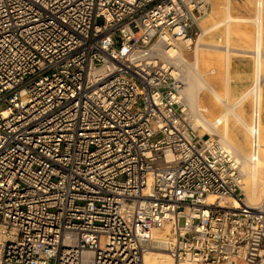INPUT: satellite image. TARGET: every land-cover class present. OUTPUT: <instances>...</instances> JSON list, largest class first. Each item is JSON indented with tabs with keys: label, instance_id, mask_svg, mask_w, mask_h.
<instances>
[{
	"label": "built area",
	"instance_id": "2783aa9c",
	"mask_svg": "<svg viewBox=\"0 0 264 264\" xmlns=\"http://www.w3.org/2000/svg\"><path fill=\"white\" fill-rule=\"evenodd\" d=\"M208 11L0 0V264H144L160 248L264 264V200L248 202L233 146L198 132L170 54Z\"/></svg>",
	"mask_w": 264,
	"mask_h": 264
},
{
	"label": "bare ground",
	"instance_id": "6f19581e",
	"mask_svg": "<svg viewBox=\"0 0 264 264\" xmlns=\"http://www.w3.org/2000/svg\"><path fill=\"white\" fill-rule=\"evenodd\" d=\"M232 0H227L225 5V10L227 12L228 20V34L231 38V26L234 22H245L248 20L255 21L257 24V62L256 69L254 72V81L251 89L245 91L241 96L234 102V104L229 105L227 110L223 112L215 121L210 120L204 113H199L203 111L200 107V96L204 90H210L216 98V102L220 105L226 104L228 98H230V88L232 82L235 79V64L230 55L227 58V75L225 80L226 93L221 94L216 91L213 85L209 82L204 72L200 71L199 59L197 58L195 65L190 66L188 70V62L183 56L181 49L173 48L170 50L171 56L176 59V63L186 64L183 71V79L185 84L183 86V97L188 108H190L191 116L194 114L192 121H195V126L201 127L199 133L201 135H211L220 138L221 142H225L226 145H234V153L236 155V162L240 168L243 177L241 178L242 189L246 194L248 202L252 205H258L264 200V95H263V61H262V46L264 44V0H257L256 14L253 18H246L241 16H235L231 12ZM224 24V23H223ZM221 25L217 23L216 26ZM216 26L206 28L202 31L196 48L197 54L202 47L205 35L216 29ZM230 40V39H229ZM190 43V40L187 41ZM206 44V42H204ZM207 45V44H206ZM210 46V45H208ZM218 46V45H217ZM206 47V46H203ZM213 47V46H210ZM215 48V46H214ZM193 63H190V65ZM187 69V70H186ZM251 98L254 103V108L252 111L251 120H248L240 111L239 108L247 100ZM226 102V103H225ZM197 111V116L195 117V112ZM231 116L237 121V126L242 130V138L245 139L246 144L243 146H238L234 138L230 137L231 132ZM198 118V119H197ZM259 144L258 153L255 156L252 154L253 145ZM220 203L223 206H236L237 203L234 199H219L216 196H209L207 198L208 204ZM170 225H167L165 229H155L154 233L157 237L164 239L168 236L170 231ZM144 264H175L173 258L165 251V249H155L150 250L145 254Z\"/></svg>",
	"mask_w": 264,
	"mask_h": 264
},
{
	"label": "rangeland",
	"instance_id": "374dc122",
	"mask_svg": "<svg viewBox=\"0 0 264 264\" xmlns=\"http://www.w3.org/2000/svg\"><path fill=\"white\" fill-rule=\"evenodd\" d=\"M222 1L209 0V11L208 14L200 20L199 27L195 28L196 35L194 36V42L190 50L182 47V52L184 58L187 60L188 70L190 66L195 65L194 62L197 60L196 47L199 35L205 28H210L216 26L220 22L221 25L216 26V29L209 31L205 37L202 47L200 48V71L206 73V77L214 85V87L225 94L224 78L226 76V61L227 56L230 55L235 64V79L232 82L228 101L224 105L218 107L214 106V96L213 94L202 95V100L200 102V107L208 106L209 110L207 112L199 111V113H204L207 117L215 121L216 118L223 112L227 110L228 104L232 105L241 96L242 93L251 89L254 81V72L256 69L257 62V24L255 21L248 20L245 22H234L231 26V38L229 37V32L227 30L228 23L226 21L227 12L225 10ZM257 0H232L231 12L235 16H243L246 18H253L256 14ZM226 20V21H225ZM224 23V24H223ZM230 39V40H229ZM206 42V44H204ZM213 47H210V46ZM218 45V46H217ZM206 46V47H203ZM215 46V48H214ZM262 61H263V79H264V44L262 46ZM190 63H193L190 65ZM263 95H264V80H263ZM253 98L247 100L241 107L239 111L248 119L251 120L252 111L254 108ZM264 106V101H263ZM190 109V108H189ZM190 112V110H189ZM197 111L195 112V117L197 116ZM194 114L192 115V119ZM199 116V115H198ZM197 116V117H198ZM200 117V116H199ZM198 119V118H197ZM231 132L230 137L234 138L238 146H243L246 141L241 136L242 130L237 126V121L231 116ZM195 123V121L193 120ZM201 127L197 130L200 131ZM198 131V132H199ZM217 140L219 137L213 136ZM221 142V141H220ZM225 143V142H224ZM234 146V145H233ZM234 148V147H233ZM243 174L241 175V178ZM183 223V220L182 222Z\"/></svg>",
	"mask_w": 264,
	"mask_h": 264
},
{
	"label": "crops",
	"instance_id": "0c3cea01",
	"mask_svg": "<svg viewBox=\"0 0 264 264\" xmlns=\"http://www.w3.org/2000/svg\"><path fill=\"white\" fill-rule=\"evenodd\" d=\"M214 1H222L223 3H225L224 4V7H225V5H226V2H227V0H214ZM220 23V22H219ZM206 29V28H205ZM202 33V32H201ZM201 35V34H200ZM200 35H199V37H200ZM199 39V38H198ZM197 45H198V42H197ZM197 48V47H196ZM200 51V50H199ZM196 56H197V58L199 59V61H200V52H199V54H197V52H196ZM227 58H228V56H227ZM226 64H227V61H226ZM200 65V64H199ZM206 74V73H205ZM226 75H227V68H226ZM208 79V78H207ZM209 80V79H208ZM225 80H226V76H225V78H224V84H223V86H224V88H225V91H227V89H226V86H225ZM209 82H210V80H209ZM211 83V82H210ZM212 84V83H211ZM213 85V84H212ZM213 87H214V85H213ZM215 88V87H214ZM216 89V88H215ZM216 91L217 92H219L217 89H216ZM213 94L210 90H204L202 93H201V96L202 95H204V94ZM219 93H221V92H219ZM222 94V93H221ZM200 96V102H201V100H202V97ZM213 96H214V106H216V105H218V107H220V106H222V105H220V104H218L217 102H216V98H215V95L213 94ZM203 108V111L204 112H207L208 110H209V108H208V106H204V107H202ZM222 114V113H221ZM220 114V115H221ZM206 115V114H205ZM219 115V116H220ZM207 116V115H206ZM218 116V117H219ZM217 117V118H218Z\"/></svg>",
	"mask_w": 264,
	"mask_h": 264
}]
</instances>
